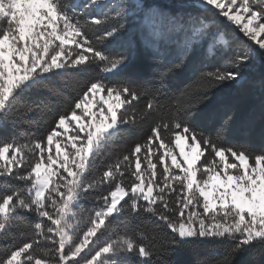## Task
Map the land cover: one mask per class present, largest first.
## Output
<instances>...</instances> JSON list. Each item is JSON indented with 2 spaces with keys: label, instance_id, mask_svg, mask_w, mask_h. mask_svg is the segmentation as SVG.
<instances>
[{
  "label": "snow or ice",
  "instance_id": "1",
  "mask_svg": "<svg viewBox=\"0 0 264 264\" xmlns=\"http://www.w3.org/2000/svg\"><path fill=\"white\" fill-rule=\"evenodd\" d=\"M113 44L122 50L100 47ZM138 51L154 80L90 79L53 111L43 137L0 143V241H15L17 229L22 237L0 264H175L170 257L197 243L224 245L206 264H242L237 257L264 251V143L218 142L237 121L214 91L258 88L264 138V0H185L174 9L147 0H0V129L51 111L60 79L79 83L93 66L120 77ZM257 64L258 80H246ZM189 73L195 87L167 90L170 75ZM202 113L215 121L210 133ZM154 114L147 137L106 162L115 138ZM256 118L250 110L243 127ZM28 215L35 222L21 229ZM125 217L156 227L117 231L113 222Z\"/></svg>",
  "mask_w": 264,
  "mask_h": 264
},
{
  "label": "trees",
  "instance_id": "2",
  "mask_svg": "<svg viewBox=\"0 0 264 264\" xmlns=\"http://www.w3.org/2000/svg\"><path fill=\"white\" fill-rule=\"evenodd\" d=\"M148 3L153 4L158 7L174 9L182 7L185 0H147ZM209 17V22L213 24H218L219 20L212 14L206 13ZM235 27V26H233ZM234 34V33H233ZM230 38V37H226ZM220 45H218L219 47ZM100 47H105L106 49L112 51L113 54L121 51V46L119 44H113L111 46L100 45ZM148 61H146L145 56L142 52H137L135 56V62L128 68L125 73H122L120 77H112L111 74H105L99 71L96 66H93V70L87 74H81L77 77L79 83L68 82L66 79H60L58 81V86L63 92V96H53L48 100V104L51 108L50 110H45L44 112L37 113L30 119L17 120L15 124L9 120L6 128L0 129V143L4 141H11L17 139L20 142H26L32 138L43 137L52 124L53 111H60L64 108L69 107L72 98L79 94L80 88L85 82L90 79H103L105 83L116 82L117 80H122L126 77H135L138 79L147 78L149 80H154L151 75H146L150 72L148 68ZM207 64L211 65L214 61L209 59L206 61ZM260 76V68L257 64L256 67L249 70L245 79L249 77H256L257 80ZM195 77L189 74L182 75H170V77L165 81L167 90L173 94H179L186 89L195 87L194 84ZM216 91V98L226 100L232 103L233 111L235 113V119L237 121L235 127L230 131L226 132L218 141L221 144L233 145V144H246L251 147L252 150H256L261 143H264V138L260 135V123H259V107H260V93L258 88L256 90H246V85L241 82V85L237 87L223 88ZM67 97V98H65ZM35 99V97H32ZM20 107V105H17ZM137 114L144 108V101L142 100L138 105L135 106ZM203 107V106H201ZM250 110H254L257 113L256 124L252 129H245L243 127L242 121L246 119L247 114ZM21 111L23 109L21 108ZM202 119L201 130L209 132L215 122L205 118V115L201 114ZM159 119L157 114L149 117L146 120L140 121L135 127L130 131L120 135L115 138L113 144L109 147L106 162H114L117 158L122 157L131 150L135 142L143 141L150 132L152 122ZM13 187H23L19 182H12ZM86 208L93 207V203L89 201ZM35 222V217L28 215L22 219L21 229L26 225H31ZM128 226L127 228L125 226ZM113 227L117 231L124 232L126 230L135 228L137 231L141 227H148L149 229L155 228L156 225L152 223L151 220L144 221L133 219L131 217H125L123 220H117L113 222ZM20 229L15 231L17 239L0 241V254H2L6 249L11 248L14 244L19 243L22 237L20 236ZM158 243H166V230L159 232ZM224 252V245L222 243H217L214 246H208L201 243L189 245L182 254L169 259L173 260L175 264H206V262L213 261L219 258ZM130 259L135 261V257H130ZM237 260L242 262V264H264V251L256 249L250 255H245L243 257H237Z\"/></svg>",
  "mask_w": 264,
  "mask_h": 264
},
{
  "label": "rangeland",
  "instance_id": "3",
  "mask_svg": "<svg viewBox=\"0 0 264 264\" xmlns=\"http://www.w3.org/2000/svg\"><path fill=\"white\" fill-rule=\"evenodd\" d=\"M97 100L99 99V94H98V96H97V98H96ZM68 135H72V132H71V130H69V132H68Z\"/></svg>",
  "mask_w": 264,
  "mask_h": 264
}]
</instances>
